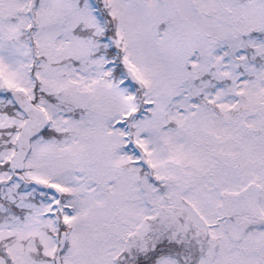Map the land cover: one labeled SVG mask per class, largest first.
<instances>
[{"label": "snow or ice", "instance_id": "6c2138e0", "mask_svg": "<svg viewBox=\"0 0 264 264\" xmlns=\"http://www.w3.org/2000/svg\"><path fill=\"white\" fill-rule=\"evenodd\" d=\"M0 264H264V0H0Z\"/></svg>", "mask_w": 264, "mask_h": 264}]
</instances>
